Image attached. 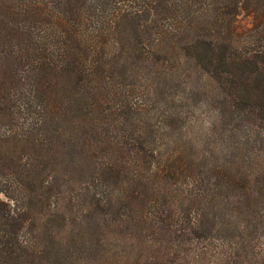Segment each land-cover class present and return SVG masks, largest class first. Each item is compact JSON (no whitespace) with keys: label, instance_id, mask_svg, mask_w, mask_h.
<instances>
[{"label":"trees","instance_id":"obj_1","mask_svg":"<svg viewBox=\"0 0 264 264\" xmlns=\"http://www.w3.org/2000/svg\"><path fill=\"white\" fill-rule=\"evenodd\" d=\"M0 264H264V0H0Z\"/></svg>","mask_w":264,"mask_h":264},{"label":"rangeland","instance_id":"obj_2","mask_svg":"<svg viewBox=\"0 0 264 264\" xmlns=\"http://www.w3.org/2000/svg\"><path fill=\"white\" fill-rule=\"evenodd\" d=\"M254 22L255 20L252 14L241 12L237 15L234 26L238 33L244 34L248 30H252V27H254ZM260 44H262V40ZM255 45H257L256 42ZM184 92L185 90H182L179 83L172 86V91L169 90L170 100L173 102V104L175 103L174 106L176 107L174 110L176 118L182 120L183 123L180 125L182 127L178 126L176 129L171 128L169 131L173 134L172 138L177 139L179 138L178 136L182 134L184 135L185 138L182 139L180 146L184 147L185 145L187 147L186 150H190L188 151L190 153L193 152V150H191L189 145L185 144V142L192 141L193 143H199L204 139L205 134H207L208 125L212 122V111L207 107V103L202 100L196 102L193 105H189L190 103L186 101ZM156 107L158 108V105L154 104L153 108L155 109ZM154 109L151 110L154 111ZM158 109L160 111L159 113L165 111L167 114L172 116L173 110H168L164 103H162V106H160ZM152 114L153 112L150 114L151 119H154ZM165 125L167 128H169L170 123L166 122ZM155 130L162 134L160 125H156ZM190 145L193 147L192 143H190ZM1 199L4 200L2 196ZM238 224V220L236 224H222L219 226V232H212L214 240L211 238L210 240L206 241L199 240L193 242L194 248L197 246H201L202 248H204V246L207 247V253L211 256H206L205 259L209 262L212 260V257H214L213 262L225 258L224 256L226 252H228V245L231 244L233 240L230 232L237 231V229L240 227L237 226Z\"/></svg>","mask_w":264,"mask_h":264}]
</instances>
